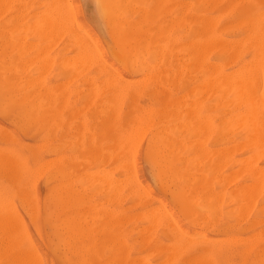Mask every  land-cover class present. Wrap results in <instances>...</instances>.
<instances>
[{
    "label": "rangeland",
    "instance_id": "1",
    "mask_svg": "<svg viewBox=\"0 0 264 264\" xmlns=\"http://www.w3.org/2000/svg\"><path fill=\"white\" fill-rule=\"evenodd\" d=\"M55 1H59V0H0V42H1L0 43V132H1L0 138L3 139V140H0L2 142V143H0V145H1L0 150H3L2 152H6L5 155H7V156H5L4 153H1V151H0V154H1L0 155V161H1L2 155H4L3 156L4 158H2L3 162L2 161L1 162L3 164H6V162H8L6 166L9 167V169H11V171L9 170L10 171V173H9L7 167L4 170H2V167H0V169H1L0 174L1 175L3 174L2 176L0 175V187H1L0 188V200H1L0 202H2V203H0V224H1V228H0V234H1L0 239L1 240H0V242L3 241L0 244V248H1L0 250H3V251H0L1 252L0 253V255H1L0 256V264L5 263V262H6L5 264L19 263V261H20L19 253L22 250H26L29 257H31L38 264H79V263L80 264H89V263H104V262H107L109 264H115L118 262L119 257L121 256L120 255L121 254V240L123 237L122 232H121L122 229H124V234H125L124 236L127 239L129 246L131 247L132 257L135 259H144L146 261H150L152 264H187V263L188 264H202V263H204V262H201L202 261L201 256H198L200 253L194 252V251L180 250L179 246L181 245V241L179 239V236L177 235V232H180V233L184 232L186 234L187 240H189V241H192L193 239H194V241L206 239L207 241H209L211 246L223 247V249H224L223 251L216 252L217 254L214 258L215 264H226V263H228V264H255V263L256 264H264V232H263L264 231V228H263L264 227V177H262L264 175V168H263L264 167V154H263L264 149H262V151L260 150V148H264V144H263L264 142H262L263 136L259 135V137H261L260 139H262L261 143H260L259 138L255 139L254 136H252L253 134H251V131H249V130H251V128H249V130L247 131V130H245L246 126L241 127V125H244L242 122L243 121L242 118L246 117V120L244 121L245 125L246 124L248 125V123L246 121H248L250 118H253L251 115L252 114L251 110L249 112V113H251L250 116L248 117V115H246L247 106L248 105L251 106L250 101L248 103V100H251L249 97H252L251 94L253 95L254 89H256L258 87L257 82H260V80H261V82L263 83V81H264L263 79H261L264 77V73H262L264 71L263 70L264 67L262 68L259 61H257L255 59V55H257L256 51H258V53H260L261 57H263L262 59H264V55H262V54H264V52L260 51V49H259L260 47L258 46V45H261V48H263V50H264V44H263L264 41H261L264 38V31H263L264 26H263V28L259 27L260 29L262 28L263 34H262V32H260V30L258 28V26H262L264 23V0H238V1L237 0H216V1L214 0L215 2L213 0H187V1L186 0H124V1L120 0V3L122 4V15H121V17L124 20L132 21L137 26L145 25L146 22H149V21L158 22V23L164 22V23H170V24H176V23L184 24L188 27V31L181 29L178 31L177 34H180L183 36L186 35L184 37V41H186L185 42L186 45L188 43L192 42L191 41V32H189L190 28L196 29L197 30L196 33L200 37L201 41L204 42V44L202 43L203 49H202V46L200 48L204 51H199L200 60L198 63L197 62L194 63L195 65L191 62L192 57L189 55L187 56V54H184L183 59L186 60V62H188V65H190L191 68L188 67L187 68L188 70H186L187 72L185 71L184 73H181L178 76V81L176 83H173L172 86L165 87V88L164 87L158 88L157 85L151 84L152 86H149L148 88L142 90V92L139 94H137V93L132 94V92H128V90L126 88H123V89L116 91L113 87H107L106 82L111 77L110 74H107V73L99 70L100 67H98L97 65H93L90 67V66H88V64L86 65L85 63H83V64H85V66H84L82 64L81 60H79L80 62L78 61V59H80L81 50L76 43H72L73 34L71 32V34H72L71 35L69 32V29H70V31H73L74 30L73 28H76L74 26L76 23H74L73 20H75V22H77L76 26L77 25L80 26L79 28L77 26L78 29H75V30H80L79 32L77 31V33H78L77 35H79V36L85 35L86 37H89L88 39L95 40V42L98 44V47L100 48V50L102 52L104 61H106L117 72V74L119 76H122L125 78V80H130V81H133V79L135 80V79L139 78L138 75H132L130 73L129 69L127 67H125V65L115 55V48L116 47H115L114 40H113L112 29L109 26L107 18L104 15V13L102 12L101 8H97V5L100 4L99 1L98 0H76L77 1L76 2L74 0H67L65 2L69 1L68 2L69 4L66 3V4H68V5H66L64 3L65 4L64 5L63 4L64 1L61 0L63 2L60 1V3H62V4H59V5L60 6L64 5V7H67L70 5L71 8L69 7L67 10L72 9V12H73L72 17H74L75 19H73L71 21L70 18H68V20L71 22V23L70 22L68 23L66 20L67 18H66L65 19L66 23L62 22L66 26L64 28H63L64 25H62L61 27L60 26L58 27V25L55 24L58 27V28H55V30L62 28L61 30H59V32L57 30L55 32L54 25H53L54 23H56V22H54V20L56 21V19H54L56 17L54 9H56V7H57V6L54 7L55 3H56ZM219 1H220V3H219ZM158 2H160V3H158ZM232 2H234V3H232ZM59 5H58V7L60 8ZM58 7H57V10H59ZM225 7H227V8H225ZM61 8H63V7H61ZM216 8H217V10H216ZM57 10H56V14H57V16H59L57 13ZM63 10L66 12V10L64 8H63ZM247 10H249V13ZM149 11H150V13H148ZM72 12H70V13H72ZM152 12H153V14H152ZM220 12H221V14H220ZM262 12H263V14H262ZM235 13L237 14L236 16H235ZM63 15H62V18H63ZM66 15H68V14H65L64 18L66 17ZM217 15H219V16L217 17ZM243 16H244V18H243ZM56 18H58L60 20L59 17H56ZM58 19H57V22H58ZM258 20H260V21H258ZM172 21H174V22H172ZM212 21H213L214 25L212 24ZM241 23H243L244 25ZM249 24L251 25V27ZM67 25H68V27H67ZM69 25H71V26H69ZM248 25L250 28L248 27ZM211 26H212V28H211ZM71 27H73V28H71ZM220 27H222V28H220ZM245 27H247V28H245ZM71 29H73V30H71ZM62 30L63 31L65 30V32H63ZM240 30L242 32H240ZM243 30H245V31H243ZM258 30H259V32H258ZM81 31H83V32H81ZM57 32L59 34L56 35ZM62 32L65 34H63ZM73 33H76V31H73ZM80 33H83V34L80 35ZM61 34H62V36H59ZM235 34H237V35L235 36ZM210 36H212L215 39V42L217 41V43H215L216 46L214 45V43L212 44L213 47H215L216 51L214 50L213 47H211L212 45L210 46V48H208L209 47L208 44H207L208 47L206 46L208 39L212 38ZM226 36H227V38H226ZM230 36H232V37H230ZM228 38H230V39H228ZM245 38H247V39L245 40ZM71 39H72V41H71ZM68 40H70L71 42ZM218 40H219V47H217L218 46ZM66 41H68V42H66ZM250 42H254V43H251V45H250ZM220 43H222V44H220ZM257 43H259V44H257ZM204 45H205V47H204ZM246 46L249 48V50ZM232 47H234V48H232ZM256 47H259V48L256 49ZM78 48H79V50H78ZM207 48L209 50V53H208ZM178 49H180V46L177 48V50ZM234 49H235V51H234ZM202 52H204V53H202ZM230 52H232V53L229 54ZM248 52L250 53V55L248 54ZM75 54H77V55H75ZM202 54H203V57H202ZM211 55H212V57H211ZM246 55L249 57L247 58ZM66 56H67V58H66ZM69 56H70V58H71V56H72V58L74 56H76L75 60L73 61L74 58L69 59ZM217 56L218 57L220 56L222 58H220V57L218 58ZM224 56H226V57H224ZM180 57L182 58V55ZM214 57H216V59ZM76 58H77V60H76ZM231 58H232V60H231ZM256 58H257V56H256ZM81 59H83V58L81 57ZM84 60H83V62L87 63V61L86 60L84 61ZM192 60L194 61V59H192ZM216 60H218V62ZM239 60H241V62ZM55 61L57 62V64ZM67 62H69V63H67ZM71 62L75 63L76 66H74L75 64H71ZM210 62L212 63V65ZM245 62L247 64H249L248 62L252 63V66L250 65L251 69H248L246 67L248 65L245 66ZM261 62H263V61H261ZM61 63H63V64L61 65ZM221 63H223V64H221ZM176 64H177V62H176ZM207 64H208V66L211 65L210 67H212V70L216 67L214 70H216L218 73L214 70L213 71L215 73H213V71L211 70L210 67L207 68ZM213 65H215V66H213ZM254 65H256V66H254ZM229 66H231L232 69L228 68ZM85 67H86V69H84ZM197 67H199V68H197ZM234 67L236 68L235 69L236 71L234 70ZM239 67H240V70L238 69ZM176 69H178L177 66H176ZM66 70H69V71L67 72ZM248 70L249 71L254 70L255 75L253 74V72H250L248 74ZM188 71H190L189 74H188ZM209 71H210V74L207 73ZM244 71H245V74L249 75V76H246L244 74ZM65 72H67V74ZM211 72H212V74H211ZM231 72H234V73H231ZM237 72H238V74H237ZM219 73H221L223 76H225V74H226L227 75L226 79L232 78V80H234V82L232 81L233 82L232 86H229V84H227V83H224L225 86H222L223 84L220 86V83L218 82L217 83L218 85L216 86V88H218V89L215 91L212 90L214 93L212 91L210 92L207 89L209 87H211L212 84H210L206 80H207V78L209 79L211 76L212 77L214 76L217 79V77H220ZM240 73L242 76L244 75L243 79H245V76H246V78L247 77L249 78L250 74L252 75V77H251L252 79L249 78L247 80V82H249L252 85V87H251V85H249L248 88H250L249 89L250 93H247L246 90L243 88L244 86L243 87L241 86L242 88H240V90L242 89L241 91L244 92V94H242V95H245L244 96L245 98L242 95L238 96L239 98L242 96V98H240L241 102L239 103L238 101H240V100H238L239 99L238 97H237L238 99H236L235 95H239L240 93L238 94V92L240 90H238V91H237V89L234 90L233 84L235 83V80H236L234 76H236V78H239V79H240V77H242L241 75H239ZM181 76H183V78H180ZM206 76H207V78H206ZM230 76H233V77H230ZM196 77H197V79H196ZM198 79L199 80L202 79L203 81L202 80L199 81ZM96 81H97V83H96ZM201 81H202V83H201ZM206 82L209 86H206ZM94 83H96V85ZM185 83L187 86L185 85ZM199 83L202 84V87L198 86ZM57 84L61 85V86H57ZM55 85H56V87H55ZM99 85H101V86H99ZM230 85H231V82H230ZM102 87H103V89H102ZM203 87H204L203 92H204L205 88L208 87L205 90V94H207L206 96L204 95V93H203V95L201 94V92H202L201 90ZM213 87L215 88V85ZM213 87H211V88L213 89ZM191 88L193 90L190 92L189 90H191ZM199 88H201V90ZM260 88H261V90H260ZM223 89L225 92L223 91ZM225 89L228 91L226 92ZM220 90H222L226 94V95H224V93H222V95H224V97L222 96V98L224 100H222V98H221V94H220L221 91ZM230 90H231V92H230ZM198 91H201V92H198ZM208 91H209V93H208ZM232 91L237 92V94L234 95L235 97L231 96L234 94V92L232 93ZM258 91H261V92L258 93V95H256V93ZM153 92H155V94ZM186 92H189V93H186ZM255 92H256L255 93L256 96H254V97H258L261 94H264V88H262V85H261V87L259 86L257 88V91H255ZM114 93H116V95ZM210 93H213V94H210ZM209 94H210V97H209ZM218 94H219V96H217ZM106 95H107V97H106ZM132 95L135 97H132ZM200 95H202V97ZM108 96H109V98H108ZM117 96H118V98H117ZM153 96H156L157 98L156 97L153 98ZM110 97H112V98L110 99ZM216 97L218 99L221 98L220 101ZM171 98H175V100L173 101V99H171ZM201 98H203V99H201ZM233 98H235V100ZM260 98H261L260 101H262V99H263V102H264V95H261ZM227 99L229 101H227ZM161 100H163V101H161ZM195 100H196V102H200L199 100H201V101L203 100V102L197 104L195 102ZM172 101H173V104H172ZM223 101L225 102L224 105H223ZM231 101H233V102H231ZM235 101L239 104H237ZM252 101L255 102L254 99ZM260 101H259V103L262 104V106H261L262 108H259V109H261V111H259L257 108L256 114L264 111V109H263L264 103L260 102ZM118 102H119V105H118ZM158 102H160V103H158ZM168 102H169V105H168ZM219 102L221 105L219 104V108H218ZM179 103H180V105H179ZM233 103L234 104L236 103V104L234 105ZM245 103H247L248 105L247 104L245 105ZM94 104H95V106H94ZM200 104H202V105H200ZM203 104L205 106H203ZM206 104H207L209 109H207ZM209 104L213 105L211 109H210L211 106ZM174 105L176 108L174 107ZM216 105H217V107H216ZM162 106H163V108H162ZM231 106L234 110L232 108H230ZM233 106H236V107H233ZM7 107H9V108L7 109ZM253 107H252V109H253ZM18 108H20V109L17 110ZM193 108L195 109V111L197 113L196 112L193 113V110H192ZM198 108H200V111L198 110ZM89 109H91V110H89ZM223 109L225 111H223ZM239 109L241 111H237ZM234 111L235 112L237 111V113L240 112V113H238L239 115H237L239 117L236 116ZM252 111L254 112V110H252ZM233 113L235 115L234 117H232ZM83 114H84V116H83ZM202 114L204 117L202 116ZM171 115H174V117H172ZM97 116H99L98 118H103V119H98ZM141 116L143 117V119ZM230 116L235 122H237L236 119L238 120V118H239V120H238L239 124L235 125L233 127L232 124L234 122L231 121L232 119L230 118ZM254 116H256V115H254ZM258 116L260 117L262 115L258 114ZM77 117H79V118H77ZM81 117H82V121H81ZM201 117H203V118H201ZM235 117H236V119H235ZM254 118L256 119L257 117H254ZM65 119H67V120H65ZM204 119H206V120H204ZM222 119H223V121H222ZM100 120H101L102 124H100V122H99ZM107 120H108V122H107ZM227 120H230L229 124H228ZM73 121H76V122L79 121L78 126H76L77 123L76 122L73 123ZM103 121H104V123H103ZM137 121H138V123L135 124V122H137ZM199 121L201 122L200 124H199ZM56 122H58L59 124L57 125ZM62 122L64 125L62 124ZM92 122H94V123H92ZM150 122L153 125H151ZM219 122L221 125L218 124ZM90 123H92V124H90ZM148 123H149V126H148ZM251 123H249V124H251ZM194 124H195V126L193 127ZM61 125H63V126H61ZM52 126H54V128ZM74 126L77 128H75ZM96 126H98V127H96ZM104 126H105V129H104ZM134 126L136 127V129L138 131H140V130L142 131L143 128L145 130L146 126H147L146 128H148L146 131H143V133L144 132L145 133L142 136V138L137 139V142H138V140L140 142H138V143L134 142V143H136V145H135L136 148L133 145L135 149L132 148L131 142H133L137 138V136L134 134L136 137L131 142H130L131 138L130 137L128 138V136H130L131 134L133 135V132L136 130L135 129L134 131H131L132 129L135 128ZM200 126L201 127L203 126V127L200 128ZM254 126L256 127L255 124H254ZM64 127H65V129H64ZM238 127H239V129H238ZM60 128H61V130H60ZM263 128H264V126H263ZM75 129H78V130H75ZM103 129H104V131L102 132ZM192 129H193V131H191ZM234 129H236V130H234ZM243 129H244V131H242ZM253 129H252V132L255 131V129L254 130ZM72 130L75 131L74 135H73V133L71 134ZM85 130H87L88 135H87V133L83 134V131L86 132ZM93 130L94 131L98 130V131H96V134H95V132ZM240 130H241V132H240ZM260 130H262V129H260ZM92 131L94 132L93 136L90 135L92 133ZM138 131H137V134L141 133V131L140 132H138ZM226 131H227V134H226ZM129 132H130V134H129ZM247 132H249L248 133L249 135L246 134ZM75 133L80 134V136L78 135L80 140L78 139V136L75 135ZM154 133H175L176 141H175L174 147H175L176 152H179L178 158L176 159L177 165L179 167L184 168L186 166V164H188L189 167H191L190 173H192L193 175L195 174L194 175L195 178L198 177L197 178L198 183L195 184V188H197V189H195L194 193H193V195L195 197H192V200L193 201L195 200L196 202L194 201L192 204H189V205L178 203L175 200V198L173 197L172 193L168 190H165L162 187V184L160 183V181L157 180L158 179L157 175H156L157 170L154 167V165L152 164L150 157H149V154H147L151 145H152V137H153ZM192 133L194 136L191 135ZM261 133H263V131H261ZM216 134L218 135L217 138H219V139L216 138V136H217ZM235 134H236V136H235ZM51 135H52V137H51ZM58 135H59V137H58ZM104 135H106V136H104ZM87 136H90V137H88V139H87ZM107 136H109V137H107ZM126 136H127V138H126ZM198 136H199V138H198ZM37 137H38V139H37ZM75 137L78 140H76ZM99 137H102V138H99ZM200 137H203V138L200 139ZM247 137H248L249 142L247 141V143H245L244 141H246ZM221 138H223V139H221ZM35 139H37V140H35ZM203 139H205V140L203 141ZM225 139L227 141H225ZM66 140H69L68 141L69 144L67 142H64ZM74 140H76V142L73 143ZM86 140L90 141V142H87ZM53 141H55L56 144L58 143L59 145L57 144V146H56L55 142H53ZM84 141H86V142L84 143ZM95 141H96V143H95ZM217 141H219V142H217ZM222 141L223 142L225 141L226 144H225V142L223 143ZM251 141L252 142L259 141V143L256 142L257 143V145H256L255 143H251ZM3 142H5V144H8V145L6 146ZM37 142H39V144H37ZM113 142H114V144H113ZM176 142H178V143H176ZM25 143H26V145H23ZM49 143H51L52 146ZM72 143L73 144L79 143L81 146H78L79 144H77L79 149L76 147V145L74 148ZM82 143L88 144V146L87 145L83 146L84 144H82ZM107 143L111 144V145H107ZM244 143H245V146H244ZM9 144L11 146H9ZM176 144L178 147L176 146ZM231 144H232V146H231ZM65 145H66V147H65ZM105 145H107L108 147ZM234 145L237 146V148L234 147ZM8 147H10V148H8ZM49 147H51V149ZM63 147H65V148H63ZM88 147H89V149H88ZM93 147L95 148V150L97 148V150L93 151L94 150ZM227 147H229L228 150L230 149V147H232L231 149L233 151H235V153L233 151H232L233 152L232 153L231 150H230V152H228L225 149ZM72 148L73 149L77 148V149L75 152H73L74 150ZM83 148L84 149L87 148L88 152L86 151L87 152L86 154H85V151H83L84 153L81 151V150H84ZM131 148L134 149L135 153H134V151H132ZM219 148H222L221 151ZM223 149H225V150H223ZM253 149L256 150L257 155L255 154V156L259 157L258 159L255 158L254 160H251L252 157H255V156H252L254 154ZM53 150H55V151L53 152ZM89 150L90 151L92 150L93 153L94 152H96V153L93 154ZM48 151H50V152H48ZM243 151H245V152H243ZM212 152H214V153H212ZM249 152H251V153H249ZM70 153H71V155L73 154V159H71L72 157H71ZM111 153H112V155H111ZM61 154H62V156H61ZM76 154H78V155H76ZM219 154L220 155L223 154L222 157ZM46 155H47L48 160H49L50 156L53 157L54 155H55L54 157L56 159H51V157H50V163L47 162L49 164V165H47L45 163V161L43 163L44 159H46V161H48L47 158H45ZM57 155H59L60 157H58ZM69 155H70V157H69ZM85 155L87 157L88 156L89 157L87 158ZM241 155H242L243 159H242ZM248 155L251 157L249 158ZM11 156H13V158L15 156V158L13 159ZM94 156H97V157H94ZM230 156L232 159L230 158ZM238 156H240L241 158ZM5 157H6V159L9 157L10 158L6 160ZM102 157H103V159H102ZM247 157H248V160H245ZM11 158L14 162L16 159L15 164L11 160ZM38 158L40 160H38ZM69 158L71 159V161ZM213 158H216V159H213ZM61 159L62 160L64 159L63 161L66 162V163H64L62 161L64 164H66L65 166L63 163L60 162ZM65 159H67V160H65ZM9 160H10V162H9ZM18 160H20L22 163L19 164L20 162ZM17 161H18V164H17ZM35 161H36V163H35ZM40 161H42L44 167H42V163ZM55 161H58V162L53 163ZM67 161H69V162H67ZM99 161H101V162H99ZM118 161H119V163H122V164L120 165L118 163ZM240 161H242V162H240ZM11 162H13L12 164L16 166V169L13 165H9V164H11ZM59 163H61L62 165ZM77 163H78V165H77ZM123 163H126V164L123 165ZM213 163H215V164H213ZM251 163H253V166L251 165ZM25 164L28 165L27 166L28 168L26 167ZM45 164L47 165L46 169H45V167H46ZM84 164H85V166H83ZM116 164H119V165H116ZM230 164H232V165H230ZM240 164H242V166L244 168L241 166L242 167V169H241ZM112 165H115L117 167L116 168V169H118L117 172L115 170V166L112 167ZM2 166H4V165H2ZM66 166H68V167H66ZM251 166H252V168L255 167V169L260 168V170H256V171L260 172V174H258V175H259V177L263 178V180L261 179L262 180L261 184L263 186L261 192H258V191L256 192L254 190L256 184L255 185H253V184L257 183V182H255V180H254L255 178L252 179V177H253L252 173L248 172V170H247V168H250ZM41 167L43 169L40 171L39 168L41 169ZM54 167L57 169H55ZM239 167L241 170L238 169ZM34 168H35V170H34ZM61 168H63L64 171H61V170H63ZM109 168H111L112 170L109 171ZM6 169H7V171H5ZM215 169H216V171H215ZM38 170L41 173L43 171V173L42 174L39 173L40 174L39 175ZM53 170H55V175L57 174L59 176L60 174H62L63 176L62 177H61V175L59 177L57 175L55 176L54 173H52ZM57 170L60 172H57ZM99 170H100V173H99ZM106 170L109 173L106 172ZM233 170H234V172H233ZM243 170H246V172L249 175L247 173H245V171H243ZM84 171H85V173H84ZM92 171L96 172L97 178H94V175H93L94 173ZM231 171L233 172V174L231 173ZM32 172H34V173H32ZM81 172H82V174H84L83 176H81L82 175ZM86 172H88L87 173L88 175L90 172V176L91 177L93 176V178L87 176ZM4 173H7V174L5 175ZM91 173H93V174H91ZM103 173H106V174H103ZM220 173L221 174L223 173L222 174L223 176ZM229 173H231V174H229ZM32 174H34V176ZM50 174H53V177ZM85 174H86V177H85ZM126 174H129V176H127ZM218 174H219V176H218ZM101 175L103 177L105 176L104 179L106 181H107V179H106L107 176H109L108 180L111 179L110 180L111 183H110V181L107 182L109 184L108 186L106 184V181L105 182L101 181L102 180ZM115 175H118L119 177L122 176V177L119 180V179H117L118 176H115ZM230 175H232V176L229 177ZM245 175H248V176H245ZM250 175H251V177H250ZM4 176H5V178H4ZM6 176H7V178H6ZM43 176H45L46 178ZM72 176L74 179L71 180ZM1 177H3V178L1 179ZM69 177H70V179H68ZM88 177H89L90 181L92 180V182H90L88 180ZM247 177H248V179H247ZM29 179H31V180L29 181ZM115 179L118 181V182L116 181V186H118V188L123 187L122 190H121V188H119L120 189L119 190L117 187H113V186H115V183H114ZM121 179H122V181H121ZM9 180H10V182H9ZM34 180H35V182H34ZM46 180L48 182H46ZM61 180L63 182H65V181L68 182L71 180V182L63 183ZM133 180L134 181L138 180L139 182H141L145 186L144 190L146 193L148 192L147 194L149 196L146 197L143 195L144 197H142L139 195H134V191H137V189L134 188L130 183ZM252 180H254V181H252ZM26 181H28V182H26ZM31 181H33V182H31ZM59 181H61V183ZM20 182H22V183H20ZM100 182H103V184ZM123 182H124L125 186H124ZM127 182H129L130 184L129 183L126 184ZM193 182H194V179L191 180V183H193ZM56 183H58V185H56ZM120 183L123 186H121ZM182 183H184V182H182ZM244 183H247V185L248 184L252 185V186H254V188L250 189L249 186H247ZM251 183H253V184H251ZM46 184H47V186L45 187ZM59 184H60V186H59ZM75 184H76V186H73ZM61 185H62V188H61ZM103 185H105V186H103ZM232 185H235V186L231 187ZM241 185H243V186H241ZM19 187H21V188L23 187L24 189L23 188L19 189ZM105 187H106V189H105ZM229 187H231V188H229ZM80 188H81V190H80ZM240 188H242L244 190H242ZM25 189H26V191H25ZM47 189H49V190H47ZM57 189H59V190H57ZM61 189H62V191H61ZM114 189H115V193H114ZM50 190H51V192H50ZM144 190H143V193H144ZM241 190L244 191V193H245V196H243V197H242V194L244 195V193H242ZM250 190H252V192ZM54 191L56 192V194ZM68 191H69V193H68ZM53 192H54V194H53ZM123 192H125V193H123ZM63 193L65 195L62 196L61 194H63ZM116 193H118V197H116L117 196ZM253 193L255 195L252 198ZM59 194H60V196H58ZM68 194L71 195V197L70 196L67 197ZM77 194L80 196L75 197V196H77ZM167 194H168V196H165ZM51 195H54V196H51ZM205 195H206V197H205ZM218 195H219V197H218ZM24 196H26V197H24ZM83 196H85V197H83ZM250 196H251V198H250ZM59 197H62V198L64 197L66 199H61ZM69 197L71 200L68 199ZM78 198L79 199L81 198L82 200H79ZM104 198L106 201H104ZM243 198H245L246 200ZM47 199H48V201H47ZM118 199H119V202H118ZM21 200H23V201H21ZM58 200H59V202H58ZM68 200L70 201V203ZM72 200H73V202H72ZM77 200H78V203H76ZM91 200H93V201H91ZM110 200L113 202L111 203ZM250 200H251V202H250ZM19 201H21V202H19ZM60 201H62V202H60ZM67 201L69 203V204L67 203L68 207H67V205L65 206V203ZM247 201L250 202V205L248 204L246 206L247 203H245V205L243 204L244 206L242 208H240L242 203L247 202ZM8 202L12 203L13 206L11 204L8 205ZM55 202L57 204H55ZM82 202H84V203H82ZM252 202L254 203V205ZM59 203H61V204H59ZM62 203H64V204H62ZM257 203L259 204L258 208H257V205H258ZM92 204H93V206H92ZM161 204L164 205L167 208L166 210L169 212V214H171V216H173L172 217V219L174 220L173 222H175V224L177 223L176 225L178 226V228H176L177 227L176 225H171V226L160 225V226L152 227L151 222H149L147 219H145V212L146 213L149 212L150 209H151V211L154 209L163 210V206L161 207ZM5 205H7L8 207H6ZM45 205H47V206H45ZM48 205H50V206L48 207ZM89 206H90V208H88ZM152 206L154 209L152 208ZM209 206H212V207L209 208ZM83 207L86 210L88 209L89 212L88 211L85 212L86 210H84ZM91 207H92V209H91ZM149 207H151V208L149 209ZM245 207H246V209H245ZM247 207H248V209L249 208L250 209L248 210ZM63 208H64V210H61V212L60 211L58 212V209L60 210ZM146 208L149 211L146 210ZM81 209L83 210V212L81 211ZM242 209L244 211V212H242V213H244V215H242V213H241ZM47 210H49V211H47ZM91 210H92V212H91ZM55 211L57 213H59V217L57 220H56V218H57L58 214ZM65 211H68V212L70 211L69 216H66L68 213L66 212L67 213L66 214ZM97 211H99V212H97ZM95 212H97L98 214H96ZM245 212H246V214H245ZM51 213H52V217H54L56 215L57 216L52 218L50 216ZM53 213H55V214H53ZM76 213H77V216H76ZM71 214H74L73 216H75V217H73ZM61 216H63L64 218ZM89 216L91 217V219H87ZM60 217H61V221H59ZM66 217H67V219L64 220ZM70 217L74 221H72ZM83 218H85V219H83ZM119 218H120V220H118ZM6 219H7V221H6ZM52 219L54 221L53 224H51ZM77 219H79V220H77ZM106 219H107V221H106ZM112 219L115 222H111V221H113ZM238 219L240 221H238ZM95 220H96V222H95ZM55 221L56 222L58 221V222L56 223ZM67 221H69L70 223H73V224H70ZM76 221H77V223H76ZM79 221H82L81 223L83 225ZM62 222H63V224H62ZM85 222H86V224H85ZM4 223L9 224V225H5ZM55 223L57 224V227L55 226L56 225ZM67 223H68V225H67ZM193 223H196V224H193ZM59 224H61V225H59ZM74 224H75L76 228H74ZM241 224L242 225L244 224V225L241 226ZM52 225H54V227H56V228H54ZM80 225H82V226H80ZM44 226H45V228H44ZM142 226H143V228H142ZM145 226H146V228H145ZM174 226H176V227H174ZM239 226H241V227H239ZM148 227H149V230L147 229ZM70 228L73 230H71ZM139 228L140 229L142 228L141 231L139 230ZM75 229H76V231H74ZM215 229H216V232H214ZM61 230H63L64 233H63V231L60 232ZM178 230H181V231H178ZM223 232H225V233H223ZM247 232H249V233H247ZM20 233H22V234H20ZM52 233H53V235H52ZM56 233H58V234H56ZM68 233H70V234L68 235ZM221 233H223L224 235ZM2 234H4V235H2ZM228 234H229V236H228ZM235 234L237 237L235 236ZM251 234H252V236H251ZM8 235H10V236H8ZM75 235H77V236H75ZM78 235H80V236L78 237ZM187 235L192 236V237H189V236L187 237ZM198 235H199V237H198ZM203 235L205 236V238L203 237ZM219 235H222V236L220 237ZM64 236H66V237H64ZM200 236H202V238H200ZM218 236H219V238H218ZM247 236H248V238H247ZM213 237H215L217 240L213 239ZM230 237H231V239H230ZM52 238H53L54 242H52V240H51ZM188 238H190V239H188ZM220 238L222 240H220ZM223 238H226V239H223ZM64 239H65V241H64ZM95 240L97 241V243ZM98 240H99V242H98ZM30 242H32V243H30ZM98 243H99V245H98ZM5 245H6V247H4ZM96 245H98V246L96 247ZM185 257H187V258H185ZM74 261H75V263H74ZM100 261H102V262H100Z\"/></svg>",
    "mask_w": 264,
    "mask_h": 264
},
{
    "label": "bare ground",
    "instance_id": "2",
    "mask_svg": "<svg viewBox=\"0 0 264 264\" xmlns=\"http://www.w3.org/2000/svg\"><path fill=\"white\" fill-rule=\"evenodd\" d=\"M60 1L61 0H59V1H55L56 3H55V6L54 7H58V5L59 4H62V3H60ZM64 1V2H63ZM63 1H61V2H63V4L65 3H68V2H65V1H67V0H63ZM74 1H76V0H74ZM99 1V3H100V5H103V8H101V10H102V12L104 13V15L106 16V18H107V21H108V24H109V26L111 27V29H112V35H113V40H114V44H115V55L117 56V58L125 65V67H127L128 69H129V71H130V73L132 74V75H138L139 76V78L138 79H133V81H130V80H125V78L124 77H122V76H119L118 74H117V72L106 62V61H104V59H103V55H102V52H101V50H100V48L98 47V44L95 42V40H93V39H88L89 37H86L85 35H81V34H83V33H80V35L81 36H79V35H77L78 33H77V31L79 32L80 30H75V29H78L80 26L79 25H77L78 26V28H77V26H76V24H77V22H75V20H73V19H75L74 17H72L73 15V12H72V9H70V10H67L69 7H70V5L69 6H67V7H64V5L62 6H60V8H59V10H57V7H56V9H54L55 10V16L56 17H59L60 18V20L58 19V18H54V19H56V21L54 20V22H56V23H54L53 25H54V30H55V28H58L59 26L61 27L62 25H64L63 26V28L64 27H66L65 26V24H63L64 22L66 23V21H65V19L67 20V22L69 23L70 21L68 20V18H70V20L72 21H74V23H76L74 26L76 27V28H73V27H71V28H73V29H71V30H73V31H76V33H73V31H70V29H69V32H70V34H71V32H72V34H73V41H72V39H71V41H72V43H76L77 45H78V47L80 48V50H81V52H80V59H78V61L79 60H81L82 61V64L83 63H85L86 65L88 64V66H93V65H97L98 67H100V69L99 70H101V71H103V72H105V73H107V74H110L111 75V77L107 80V82H106V86L107 87H113L116 91L117 90H120V89H123V88H126L127 90H128V92H132V94L134 93H137V94H139V93H141L142 92V90H144V89H146V88H148L149 86H152L153 84H155V85H157L158 86V88L159 87H170V86H172L173 85V83H176L177 81H178V76L181 74V73H184L186 70H188L187 68L188 67H190V65H188V62H186V60H184L183 58H184V54H187V56L189 55V56H191L192 57V59H194V61L191 59V62L194 64V63H198L199 62V60H200V54H199V51H204V50H202L203 49V44H204V42H202L201 41V39H200V37L198 36V34L196 33L197 32V30L196 29H194V28H190L189 29V32H191V43H188L187 45L185 44V42L186 41H184V37L186 36H183V35H180V34H177L178 33V31L179 30H181V29H184L185 31L187 30L188 31V27L186 26V25H184V24H180V23H176V24H170V23H158V22H152V21H149L148 19V21L149 22H146V24L145 25H142V26H137V25H135L132 21H129V20H124L122 17H121V15H122V4L120 3V0H98ZM124 1V0H123ZM187 1V0H186ZM214 1V0H213ZM216 1V0H215ZM214 1V2H215ZM238 1V0H237ZM77 2V1H76ZM142 3V2H141ZM158 3H160V2H158ZM198 3V2H197ZM219 3H220V1H219ZM225 3V2H224ZM232 3H234V2H232ZM69 4V3H68ZM68 4H66V5H68ZM181 5V4H180ZM72 6V5H71ZM156 6V5H155ZM172 6V5H171ZM198 6V5H197ZM245 6V5H244ZM258 6V5H257ZM61 7H63L65 10H66V12L63 10V8H61ZM158 7V6H157ZM211 7V6H210ZM241 7V6H240ZM71 8V7H70ZM152 8V7H151ZM220 8V7H219ZM225 8H227V7H225ZM260 8V7H259ZM153 9V8H152ZM155 9V8H154ZM169 9V8H168ZM237 9V8H236ZM239 9V8H238ZM56 10H57V13H58V15L59 16H57V14H56ZM131 10V9H130ZM140 10V9H139ZM216 10H217V8H216ZM234 10V9H233ZM68 11V12H67ZM72 12V13H70V12ZM134 11V10H133ZM145 11V10H144ZM248 11V13H249V10H247ZM246 11V12H247ZM154 12V11H153ZM153 12H152V14H153ZM237 12V11H236ZM240 12V11H239ZM70 13V14H69ZM142 13V12H141ZM148 13H150V11L148 12ZM167 13V12H166ZM228 13V12H227ZM259 13V12H258ZM261 13V12H260ZM65 14H68V15H66V17L64 18V15ZM219 14V13H218ZM220 14H221V12H220ZM262 14H263V12H262ZM62 15H63V18H62ZM168 15V14H167ZM213 15V14H212ZM234 15V14H233ZM232 15V16H233ZM237 14L235 13V16H236ZM256 15V14H255ZM70 16V17H69ZM183 16V15H182ZM219 15H217V17H218ZM231 16V15H230ZM239 16V15H238ZM241 16V15H240ZM263 16V15H262ZM126 17V16H125ZM141 17V16H140ZM154 17V16H153ZM170 17V16H169ZM168 17V18H169ZM226 17V16H225ZM242 17V16H241ZM260 17V16H259ZM62 18V19H61ZM220 18V17H219ZM243 18H244V16H243ZM255 18V17H254ZM57 19H58V22H57ZM64 19V20H63ZM261 19V18H260ZM177 20V19H176ZM224 20V19H223ZM60 21V22H59ZM166 21V20H165ZM178 21V20H177ZM258 21H260V20H258ZM63 22V23H62ZM172 22H174V21H172ZM209 22V21H208ZM58 23V24H57ZM71 23V22H70ZM210 23V22H209ZM240 23V22H239ZM259 23V22H258ZM261 23V22H260ZM58 25V27L56 26V25ZM212 24H213V21H212ZM236 24V23H235ZM241 24H243V23H241ZM262 24V23H261ZM204 25V24H203ZM209 25V24H208ZM214 25V24H213ZM231 25V24H230ZM244 25V24H243ZM250 25V24H249ZM249 25H248V27H249ZM259 25V24H258ZM69 26H71V25H69ZM239 26V25H238ZM263 26H264V23H263V25L262 26H258V28L259 27H262L263 28ZM67 27H68V25H67ZM250 27H251V25H250ZM249 27V28H250ZM187 28V29H186ZM211 28H212V26H211ZM220 28H222V27H220ZM245 28H247V27H245ZM257 28V27H256ZM262 28L260 29L259 28V30H260V32H262ZM62 29V28H61ZM61 29H56L58 32H59V30H61ZM67 29V28H66ZM239 29V28H238ZM264 29V28H263ZM56 30H55V32H56ZM259 30H258V32H259ZM63 31V30H62ZM67 31V30H66ZM202 31V30H201ZM216 31V30H215ZM214 31V32H215ZM243 31H245V30H243ZM247 31V30H246ZM249 31V30H248ZM264 31V30H263ZM56 33V35L57 34H59V33ZM63 32H65V30L63 31ZM62 32V33H63ZM81 32H83V31H81ZM102 32V31H101ZM234 32V31H233ZM239 32V31H238ZM240 32H242L241 30H240ZM239 32V33H240ZM63 34H65V33H63ZM71 34V35H72ZM85 34V33H84ZM227 34V33H226ZM243 34V33H242ZM262 34H263V32H262ZM261 34V35H262ZM237 34H235V36H236ZM241 35V34H240ZM244 35V34H243ZM242 35V36H243ZM251 35V34H250ZM255 35V34H254ZM59 36H62V34L61 35H59ZM204 36V35H203ZM225 36V35H224ZM228 36V35H227ZM227 36H226V38H227ZM252 36V35H251ZM70 37V36H69ZM72 37V36H71ZM210 37H212V36H210ZM209 37V38H210ZM230 37H232V36H230ZM257 37V36H256ZM259 37V36H258ZM251 38V37H250ZM70 39V38H69ZM228 39H230V38H228ZM247 38H245V40H246ZM56 40V39H55ZM58 40V39H57ZM250 40V39H249ZM68 41H70V40H68ZM68 41H66V42H68ZM70 41V42H71ZM229 41V40H228ZM241 41V40H240ZM253 41V40H252ZM261 41H264V38H263V40H261ZM244 42V41H243ZM242 42V43H243ZM1 43V42H0ZM203 43V44H202ZM214 43V45L216 46V44L215 43H217V41L215 42V39L212 37V38H210V39H208V42L206 43V46H207V44H208V48H210V46L212 45ZM238 43V42H237ZM251 43H254V42H250V45H251ZM70 44V43H69ZM220 44H222V43H220ZM235 44V43H234ZM233 44V45H234ZM240 44V43H239ZM256 44V43H255ZM254 44V45H255ZM257 44H259V43H257ZM263 44H264V42H263ZM7 45V44H6ZM73 45V44H72ZM238 45V44H237ZM253 45V44H252ZM180 46V49H178L177 50V48ZM201 46H202V49H200L201 48ZM259 47H256V49L257 48H259L260 49V51H263L264 52V50H263V48H261V45H258ZM204 47H205V45H204ZM211 47H213V45L211 46ZM217 47H219V40H218V46ZM240 47V46H239ZM247 47V46H246ZM79 48H78V50H79ZM208 48H207V50H208ZM214 48V50H215V47H213ZM212 48V49H213ZM225 48V47H224ZM223 48V49H224ZM232 48H234V47H232ZM248 48V47H247ZM231 49V48H230ZM245 49V48H244ZM4 50V49H3ZM7 50V49H6ZM248 50H249V48H248ZM64 51V50H63ZM187 51V52H186ZM216 51V50H215ZM218 51V50H217ZM234 51H235V49H234ZM240 52V51H239ZM257 52V55H255V59L257 60V61H259V63L261 64V67L263 68L264 67V59H262L263 57H261V55H260V53H258V51H256ZM6 53V52H5ZM201 53V52H200ZM202 53H204V52H202ZM208 53H209V50H208ZM226 53V52H225ZM232 52H230L229 54H231ZM235 53V52H234ZM8 54V53H7ZM248 54L250 55V53L248 52ZM75 55H77V54H75ZM182 55V58L180 57ZM207 55V54H206ZM210 55V54H209ZM219 55V54H218ZM253 55V54H252ZM259 55V56H258ZM262 55H264V54H262ZM222 56V55H221ZM227 56V55H226ZM226 56H224V57H226ZM232 56V55H231ZM256 56H257V58H256ZM75 57L76 56H74L73 58H72V56H71V58L73 59V61L75 60ZM81 57L83 58V59H81ZM202 57H203V54H202ZM205 57V56H204ZM211 57H212V55H211ZM210 57V58H211ZM218 57V56H217ZM220 57V56H219ZM218 57V58H219ZM246 57L248 58L249 56H247L246 55ZM260 57V58H259ZM14 58V57H13ZM66 58H67V56H66ZM70 58V56H69V59H71ZM179 58V59H178ZM207 58V57H206ZM215 59H216V57H214ZM213 58V59H214ZM220 58H222V57H220ZM228 58V57H227ZM234 58V57H233ZM246 58V59H247ZM86 60L87 61V63L86 62H83V60ZM14 60V59H13ZM51 60V59H50ZM57 60V59H56ZM68 60V59H67ZM76 60H77V58H76ZM84 60V61H85ZM118 60V61H119ZM231 60H232V58H231ZM71 61V60H70ZM69 61V62H70ZM119 61V62H120ZM217 62H218V60H216ZM215 61V62H216ZM230 61V60H229ZM240 62H241V60H239ZM261 61H263V62H261ZM56 62V61H55ZM69 62H67V63H69ZM76 62V61H75ZM80 62V61H79ZM176 62H177V64H176ZM243 62V61H242ZM211 63V62H210ZM228 63V62H227ZM249 64H247L246 62H245V66L246 65H248V66H246L248 69H251V66H252V63H250V62H248ZM56 64H57V62H56ZM59 64V63H58ZM63 63H61V65H62ZM71 64H75V63H72L71 62ZM78 64V63H77ZM80 64V63H79ZM85 64H83L84 66H85ZM221 64H223V63H221ZM263 64V65H262ZM81 65V64H80ZM195 65V64H194ZM211 65H212V63H211ZM210 65V66H211ZM251 65V66H250ZM47 66V65H46ZM45 66V67H46ZM56 66V65H55ZM74 66H76V64L74 65ZM82 66V65H81ZM83 66V67H84ZM176 66H177V68L178 69H176ZM210 66H208V64H207V68H209ZM213 66H215V65H213ZM233 66V65H232ZM238 66V65H237ZM243 66V65H242ZM250 66V67H249ZM254 66H256V65H254ZM49 67V66H48ZM47 67V68H48ZM78 67V66H77ZM221 67V66H220ZM3 68V67H2ZM191 68V67H190ZM197 68H199V67H197ZM205 68V67H204ZM203 68V69H204ZM211 68V70H212V67H210ZM216 68V67H215ZM214 68V69H215ZM228 68H230V69H232V67L231 66H229ZM242 68V67H241ZM84 69H86V67L84 68ZM83 69V70H84ZM213 69V70H214ZM227 69V68H226ZM229 69V70H230ZM236 68L234 67V70H235ZM239 70H240V67L238 68ZM212 70V71H213ZM264 70V69H263ZM67 72L69 71V70H66ZM214 71H216V70H214ZM213 71V73H215ZM236 71V70H235ZM67 72H65L66 74H67ZM187 72V71H186ZM217 72V71H216ZM241 72V71H240ZM250 72H253V74L255 73L254 72V70H251V71H249L248 70V74L250 73ZM73 73V72H72ZM190 73V71H188V74ZM207 73H209L210 74V71L209 72H207ZM218 73V72H217ZM216 73V74H217ZM231 73H234V72H231ZM230 73V74H231ZM262 73H264V71L262 72ZM211 74H212V72H211ZM220 74V77H217V79L213 76H209L210 78L208 79L207 78V76H206V78H207V82H209L210 84H214L215 85V88L211 85V87H213V89L211 88V87H207V88H205V90L207 89V90H209L210 92L212 91V90H217L218 88H216V86L218 85L217 83L219 82L220 83V86L222 85V86H225L224 85V83H227V84H229V86H232V83L234 82V80H232V78L231 79H226L227 77V75L225 74V76H223L221 73H219ZM237 74H238V72H237ZM244 74H245V71H244ZM191 75V74H190ZM218 75V74H217ZM233 75V74H232ZM236 75V74H235ZM239 75H241V73L239 74ZM246 75V74H245ZM255 75V74H254ZM253 75V76H254ZM71 76V75H70ZM86 76V75H85ZM102 76V75H101ZM188 76V75H187ZM197 76V75H196ZM234 76V75H233ZM233 76H230V77H233ZM242 76V75H241ZM246 76H249V75H246ZM246 76H245V79H243L244 78V75L242 76V77H240V79L239 78H236V76H234L235 77V85L233 84V86H234V90L235 89H237V91L238 90H240V88H242L243 86V88L246 90V92L247 93H250L249 92V89L250 88H248L249 87V85H251L249 82H247V80L249 79V78H251L252 77V75L250 74V77L248 78H246ZM103 77V76H102ZM198 77V76H197ZM197 77H196V79H197ZM200 77V76H199ZM262 77V76H261ZM260 77V78H261ZM180 78H183V76H181ZM189 78V77H188ZM204 78V77H203ZM128 79V78H127ZM195 79V80H196ZM205 79V78H204ZM252 79V78H251ZM261 79H263L264 80V77L263 78H261ZM86 80V79H85ZM190 80V79H189ZM199 80V79H198ZM200 80H202V79H200ZM199 80V81H200ZM256 80V79H255ZM82 81V80H81ZM203 81V80H202ZM202 81H201V83H202ZM233 81V82H232ZM257 81V80H256ZM259 81V80H258ZM186 82V81H185ZM207 82H206V86H209L208 84H207ZM230 82H231V85H230ZM96 83H97V81H96ZM96 83H94L95 85H96ZM192 83V82H191ZM196 83V82H195ZM204 83V82H203ZM247 83V84H246ZM258 83V87L260 86L261 87V85H262V88H264V81H263V83L261 82V80H260V82H257ZM62 84V83H61ZM99 84V83H98ZM152 84V85H151ZM200 84V83H199ZM198 84V86H201L202 87V84H200L199 85ZM243 84V85H242ZM246 84V85H245ZM185 85H186V83H185ZM205 85V84H204ZM203 85V86H204ZM57 86H61V85H58L57 84ZM93 86V85H92ZM99 86H101V85H99ZM187 86V85H186ZM242 86V87H241ZM247 86V87H246ZM256 86V87H257ZM12 87V86H11ZM55 87H56V85H55ZM80 87V86H79ZM96 87V86H95ZM251 87H252V85H251ZM257 87V88H258ZM100 88V87H99ZM106 88V87H105ZM104 88V89H105ZM194 88V87H193ZM198 88V87H197ZM225 88V87H224ZM231 88V87H230ZM257 88L256 89H254V94L252 95L251 94V96L252 97H249L251 100H248V103H249V101H250V104H251V106H249L247 103H245V105L247 104L248 106H247V108H246V115H248V117L250 116V114L252 115V117L253 118H250L248 121H246L247 123H248V125L246 124L245 125V123H244V121L246 120V117H244V118H242V122H243V124L244 125H241V127L242 126H246V128H245V130H249V128H251V130H249V131H251V134H253L252 136H254V138L255 139H260L261 137H259V135H261V136H263V141L262 142H264V128H263V126H264V111L263 112H260V113H258V114H260V115H262V116H258V114H256V112H257V108H258V110L259 111H261V109H259V108H262L261 106H262V104L261 103H259V101L261 100V98L263 97H261L260 98V96L261 95H264V94H259L260 96H258V97H254V96H256V95H258V93H260L261 91H258L257 93L255 92V91H257ZM101 89V88H100ZM102 89H103V87H102ZM111 89V88H110ZM174 89V88H173ZM188 89V88H187ZM196 89V88H195ZM200 90H201V88H199ZM198 89V90H199ZM203 89H204V87L202 88V92L201 91H198V92H201V94L203 95V93H204V95L206 96L207 94H205V90H204V92H203ZM125 90V89H124ZM193 89L191 88V90H189L190 92L192 91ZM197 90V89H196ZM195 90V91H196ZM226 90V89H225ZM242 90V89H241ZM239 91L238 92V94L239 95H235V94H237V92L235 91H232V93L234 92V94L233 95H231V96H234L236 99H238L239 97L238 96H240V95H242V94H244V92H242V91ZM260 90H261V88H260ZM58 91V90H57ZM104 91V90H103ZM151 91V90H150ZM209 91H208V93H209ZM221 91V98H222V96L224 97V95H226L224 92V89H223V91L222 90H220ZM228 90H226V92H227ZM56 92V91H55ZM101 92V91H100ZM197 92V93H198ZM213 92V91H212ZM230 92H231V90H230ZM65 93V92H64ZM126 93V92H125ZM154 94H155V92H153ZM186 93H189V92H186ZM207 93V92H206ZM214 93V92H213ZM213 93H210V94H213ZM222 93H224V95H222ZM255 93H256V95H255ZM263 93V92H262ZM103 94V93H102ZM101 94V95H102ZM115 95H116V93H114ZM210 94H209V97H210ZM110 95V94H109ZM129 95V94H128ZM131 95V94H130ZM202 95H200L201 97H202ZM58 96V95H57ZM148 96V95H147ZM159 96V95H158ZM217 96H219V94L217 95ZM243 97L245 96V95H242ZM242 96L240 97V98H242ZM76 97V96H75ZM93 97V96H92ZM98 97V96H97ZM106 97H107V95H106ZM132 97H135V96H133L132 95ZM154 97H156V96H153V98ZM198 97V96H197ZM215 97V96H214ZM238 97V98H237ZM103 98V97H102ZM101 98V99H102ZM108 98H109V96H108ZM112 97H110V99H111ZM116 98V97H115ZM117 98H118V96H117ZM157 98V97H156ZM208 98V97H207ZM213 98V97H212ZM217 98V97H216ZM220 98V99H221ZM229 98V97H228ZM235 98H233L234 100H235ZM240 98L238 99V100H240ZM245 98V97H244ZM107 99V98H106ZM105 99V100H106ZM159 99V98H158ZM171 99H173V101L175 100V98H171ZM186 99V98H185ZM199 99V98H198ZM201 99H203V98H201ZM218 99V98H217ZM220 99H218L219 101H220ZM254 99V101L255 102H253L252 100ZM257 99V100H256ZM109 100V99H108ZM117 100V99H116ZM157 100V99H156ZM216 100V99H215ZM222 100H224L223 98H222ZM237 100V101H238ZM259 100V101H258ZM12 101V100H11ZM97 101V100H96ZM112 101V100H111ZM148 101V100H147ZM152 101V100H151ZM161 101H163V100H161ZM173 101H172V104H173ZM198 101V100H197ZM200 102H196V100H195V102L198 104V103H201V102H203V100L201 101V100H199ZM227 101H229L228 99H227ZM14 102V101H13ZM82 102V101H81ZM117 102V101H116ZM121 102V101H120ZM128 102V101H127ZM184 102V101H183ZM217 102V101H216ZM231 102H233V101H231ZM236 102V101H235ZM239 103L241 102V100L240 101H238ZM257 102V103H256ZM260 102H263V99H262V101H260ZM5 103V102H4ZM88 103V102H87ZM96 103V102H95ZM130 103V102H129ZM139 103V102H138ZM158 103H160V102H158ZM166 103V102H165ZM195 103V104H196ZM237 103V102H236ZM235 103V104H236ZM239 103H237V104H239ZM264 103V102H263ZM7 104V103H6ZM109 104V103H108ZM114 104V103H113ZM127 104V103H126ZM164 104V103H163ZM175 104V103H174ZM183 104V103H182ZM188 104V103H187ZM214 104V103H213ZM219 104H220V102L218 103V108H219ZM225 104V102L223 101V105ZM234 104V103H233ZM234 104V105H235ZM255 104V105H254ZM26 105V104H25ZM118 105H119V102H118ZM128 105V104H127ZM168 105H169V102H168ZM179 105H180V103H179ZM200 105H202V104H200ZM210 106V109L212 108V106L213 105H211V104H209ZM221 105V104H220ZM230 105V104H229ZM254 107H253V106ZM260 105V106H259ZM264 105V104H263ZM4 106V105H3ZM8 106V105H7ZM59 106V105H58ZM78 106V105H77ZM94 106H95V104H94ZM187 106V105H186ZM185 106V107H186ZM190 106V105H189ZM188 106V107H189ZM203 106H205L204 104H203ZM206 106H207V104H206ZM258 106V107H257ZM5 107V106H4ZM22 107V106H21ZM86 107V106H85ZM93 107V106H92ZM102 107V106H101ZM161 107V106H160ZM159 107V108H160ZM174 107H175V105H174ZM199 107V106H198ZM216 107H217V105H216ZM233 107H236V106H233ZM238 107V106H237ZM252 107H253V109H252ZM6 108V107H5ZM4 108V109H5ZM9 107H7V109H8ZM84 108V107H83ZM145 108V107H144ZM162 108H163V106H162ZM176 108V107H175ZM183 108V107H182ZM230 108H232V106L230 107ZM243 108V107H242ZM250 108V109H249ZM255 108V109H254ZM20 108H18L17 110H19ZM66 109V108H65ZM71 109V108H70ZM85 109V108H84ZM148 109V108H147ZM168 109V108H167ZM189 109V108H188ZM191 109V108H190ZM207 109H209L208 108V106H207ZM233 109V108H232ZM263 109H264V107H263ZM16 110V111H17ZM68 110V109H67ZM83 110V109H82ZM81 110V111H82ZM89 110H91V109H89ZM111 110V109H110ZM144 110V109H143ZM146 110V109H145ZM170 110V109H169ZM193 110V113L194 112H196L195 111V109L193 108L192 109ZM198 110L200 111V108H198ZM234 110V109H233ZM249 110V111H248ZM250 110H251V113H249L250 112ZM252 110H254V112L252 111ZM15 111V112H16ZM161 111V110H160ZM183 111V110H182ZM189 111V110H188ZM223 111H225L224 109H223ZM237 111H241L240 109L239 110H237ZM237 111L235 112V114H236V116L237 115H239L238 113H240V112H238L237 113ZM258 111V112H259ZM54 112V111H53ZM87 112V111H86ZM127 112V111H126ZM159 112V111H158ZM167 112V111H166ZM176 112V111H175ZM181 112V111H180ZM192 112V111H191ZM206 112V111H205ZM219 112V111H218ZM14 113V112H13ZM90 113V112H89ZM98 113V112H97ZM151 113V112H150ZM161 113V112H160ZM168 113V112H167ZM174 113V112H173ZM172 113V114H173ZM197 113V112H196ZM220 113V112H219ZM249 113V114H248ZM86 114V113H85ZM91 114V113H90ZM179 114V113H178ZM17 115V114H16ZM148 115V114H147ZM153 115V114H152ZM163 115V114H162ZM188 115V114H187ZM198 115V114H197ZM231 115V114H230ZM233 115V116H232ZM231 116L232 117H234L235 115H234V113L232 114ZM254 115H256V116H254ZM83 116H84V114H83ZM125 116V115H124ZM137 116V115H136ZM139 116V115H138ZM146 116V115H145ZM172 117H174V115H171ZM195 116V115H194ZM202 116H203V114H202ZM229 116V115H228ZM231 116H230V118H231ZM69 117V116H68ZM99 116H97V118H98ZM142 117V116H141ZM187 117V116H186ZM204 117V116H203ZM203 117H201V118H203ZM219 117V116H218ZM237 117H239V116H237ZM243 117V116H242ZM254 117H257L256 119L254 118ZM48 118V117H47ZM77 118H79V117H77ZM91 118V117H90ZM93 118V117H92ZM126 118V117H125ZM137 118V117H136ZM161 118V117H160ZM199 118V117H198ZM200 118V119H201ZM88 119V118H87ZM98 119H103V118H98ZM127 119V118H126ZM142 119H143V117H142ZM141 119V120H142ZM159 119V118H158ZM232 119V118H231ZM235 119H236V117H235ZM248 119V118H247ZM263 121H262V120ZM65 120H67V119H65ZM64 120V121H65ZM85 120V119H84ZM110 120V119H109ZM146 120V119H145ZM203 120V119H202ZM204 120H206V119H204ZM238 120H239V118H238ZM238 120L236 119V121L237 122H235L233 119L231 120L232 122H234L232 125H233V127L235 126V125H238L239 123H238ZM259 122H258V121ZM261 120V121H260ZM58 121V120H57ZM81 121H82V117H81ZM91 121V120H90ZM128 121V120H127ZM159 121V120H158ZM157 121V122H158ZM164 121V120H163ZM180 121V120H179ZM178 121V122H179ZM201 121V120H200ZM199 121V124L201 123ZM218 121V120H217ZM222 121H223V119H222ZM228 121V124H229V121L230 120H227ZM253 121V122H252ZM74 122H76V121H73V123ZM100 122V124H102L101 123V120L99 121ZM107 122H108V120H107ZM145 122V121H144ZM194 122V121H193ZM221 122V121H220ZM220 122L218 123V124H220ZM252 122V123H251ZM50 123V122H49ZM57 123V125L59 124L58 122H56ZM55 123V124H56ZM61 123V122H60ZM65 123V122H64ZM69 123V122H68ZM77 124H76V126H78V123H79V121H77L76 122ZM92 123H94V122H92ZM92 123H90V124H92ZM103 123H104V121H103ZM136 123H138V121L137 122H135V124ZM146 123V122H145ZM151 123V122H150ZM249 123H251V124H249ZM261 123V124H260ZM263 123V124H262ZM62 124H63V122H62ZM155 124V123H154ZM196 124V123H195ZM195 124L193 125V127L195 126ZM254 124L256 125V127L254 126ZM64 125V124H63ZM63 125H61V126H63ZM89 125V124H88ZM87 125V126H88ZM132 125V124H131ZM145 125V124H144ZM147 125V124H146ZM151 125H153L152 123H151ZM162 125V124H161ZM221 125V124H220ZM251 125V126H250ZM51 126V125H50ZM70 126V125H69ZM80 126V125H79ZM99 126V125H98ZM98 126H96V127H98ZM107 126V125H106ZM124 126V125H123ZM143 126V125H142ZM148 126H149V123H148ZM157 126V125H156ZM224 126V125H223ZM222 126V127H223ZM226 126V125H225ZM228 126V125H227ZM248 126V127H247ZM53 128H54V126H52ZM73 127V126H72ZM75 127V126H74ZM83 127V126H82ZM89 127V126H88ZM95 127V126H94ZM135 127V126H134ZM147 127V126H146ZM145 127V130H144V128L142 129V131H141V133H138L137 134V129H136V127L134 128V129H132L131 131H134L135 129L137 130H135L134 132H133V135L135 134L136 136H137V138L135 139V135L133 136L132 134L130 135V136H128V138L130 137L131 139H130V142L131 141H133V139H135L133 142H131V145H132V148H134V146L136 145V143H134V142H137V139L139 138V139H141L142 138V136L144 135V133H143V131H146L148 128H146ZM203 127V126H202ZM201 126H200V128H202ZM68 128V127H67ZM75 128H77V127H75ZM179 128V127H178ZM255 129V131H253L252 132V129ZM57 129V128H56ZM64 129H65V127H64ZM86 129V128H85ZM91 129V128H90ZM100 129V128H99ZM104 129H105V126H104ZM104 129L102 130V132L104 131ZM194 129V128H193ZM193 129L191 130V131H193ZM197 129V128H196ZM195 129V130H196ZM214 129V128H213ZM212 129V130H213ZM238 129H239V127H238ZM253 129V130H254ZM260 129H262V130H260ZM3 130V129H2ZM1 130V131H2ZM5 130V129H4ZM54 130V129H53ZM60 130H61V128H60ZM75 130H78V129H75ZM80 130V129H79ZM108 130V129H107ZM205 130V129H204ZM219 130V129H218ZM233 130V129H232ZM234 130H236V129H234ZM51 131V130H50ZM86 132H84L83 131V134L84 133H87V130H85ZM94 131V130H93ZM92 131V133L90 134V135H94V132H95V134H96V131H98V130H96V131H94L93 132ZM140 131H138V132H140ZM242 131H244V129L242 130ZM261 131H263V133H261ZM74 130H72L71 131V134L73 133V135H74ZM90 132V131H89ZM123 132V131H122ZM232 132V131H231ZM240 132H241V130H240ZM1 133V132H0ZM51 133V132H50ZM60 133V132H59ZM101 133V132H100ZM99 133V134H100ZM105 133V132H104ZM132 133V132H131ZM194 133V132H193ZM193 133L191 134L192 136H194L193 135ZM197 133V132H196ZM219 133V132H218ZM249 132H247L246 134H248ZM69 134V133H68ZM106 134V133H105ZM110 134V133H109ZM108 134V135H109ZM114 134V133H113ZM129 134H130V132H129ZM222 134V133H221ZM226 134H227V131H226ZM3 135V134H2ZM75 135H79L80 136V134H78V133H75ZM82 135V134H81ZM87 135H88V133H87ZM98 135V134H97ZM101 135V134H100ZM198 135V134H197ZM217 135V134H216ZM220 135V134H219ZM223 135V134H222ZM249 135V134H248ZM257 135V136H256ZM42 136V135H41ZM79 136H78V139H79ZM83 136V135H82ZM81 136V137H82ZM85 136V135H84ZM103 136V135H102ZM104 136H106V135H104ZM186 136V135H185ZM184 136V137H185ZM215 136V135H214ZM235 136H236V134H235ZM256 136V137H255ZM1 137V136H0ZM4 137V136H3ZM40 137V136H39ZM51 137H52V135H51ZM54 137V136H53ZM56 137V136H55ZM58 137H59V135H58ZM88 137H90V136H87V139H88ZM97 137V136H96ZM107 137H109V136H107ZM113 137V136H112ZM207 137V136H206ZM218 137V135L216 136V138ZM220 137V136H219ZM7 138V137H6ZM41 138V137H40ZM76 138V137H75ZM99 138H102V137H99ZM111 138V137H110ZM126 138H127V136H126ZM198 138H199V136H198ZM201 138H203V137H200V139ZM232 138V137H231ZM10 139V138H9ZM37 139H38V137H37ZM37 139H35V140H37ZM73 139V138H72ZM77 138H76V140H78ZM86 139V138H85ZM84 139V140H85ZM217 139H219V138H217ZM221 139H223V138H221ZM236 139V138H235ZM262 139H260L259 141H260V143H261V140ZM0 140H3V139H1L0 138ZM42 140V139H41ZM63 140V139H62ZM76 140H74L73 141V143L74 142H76ZM80 140V139H79ZM82 140V139H81ZM91 140V139H90ZM205 139H203V141H204ZM216 140V139H215ZM68 141L69 140H66V141H64V142H67L68 143ZM87 141V140H86ZM86 141H84V143L86 142ZM175 141H176V137H175V133H154V135H153V137H152V145H151V147H150V149H149V151H148V153L147 154H149V157H150V160H151V162H152V164L154 165V167L156 168V170H157V180H159L160 181V183L162 184V187L165 189V190H168V191H170L171 193H172V195H173V197L175 198V200L178 202V203H180V204H186V205H189V204H192L194 201L192 200V197H195L194 195H193V193H194V190L195 189H197V188H195V184L196 183H198V177L197 178H195L194 177V175L192 174V173H190L191 171V167H189V165L188 164H186V166L183 168V167H179L178 165H177V163H176V159L178 158V155H179V152H176V150H175V147H174V144H175ZM194 141V140H193ZM225 141H227L226 139H225ZM224 141V142H225ZM247 141L249 142V140H248V137H247V139H246V141H244L245 143H247ZM259 141H255V142H252L251 141V143H255L256 145H257V143L256 142H258L259 143ZM26 142V141H25ZM40 142V141H39ZM39 142H37V144H39ZM43 142V141H42ZM53 142H55V141H53ZM52 142V143H53ZM63 142V143H64ZM78 142V141H77ZM87 142H90V141H87ZM138 142H140L139 140H138ZM137 142V143H138ZM197 142V141H196ZM217 142H219V141H217ZM223 142V141H222ZM223 142V143H224ZM0 143H2L1 141H0ZM4 144H5V142H3ZM72 143V144H73ZM84 143H82V144H84ZM95 143H96V141H95ZM176 143H178V142H176ZM245 143H244V146H245ZM48 144V143H47ZM50 145H51V143H49ZM55 144H56V142H55ZM58 144V143H57ZM57 144H56V146H57ZM61 144V143H60ZM65 144V143H64ZM69 144V143H68ZM77 144H79V143H77ZM77 144L75 143V144H73V146H74V148H75V145H76V147L79 149V147L78 146H81L80 144L77 146ZM113 144H114V142H113ZM225 144H226V142H225ZM224 144V145H225ZM264 144V143H263ZM6 146L8 145V144H5ZM4 145V146H5ZM22 145V144H21ZM23 145H26V143L25 144H23ZM54 145V144H53ZM59 145V144H58ZM85 145H87L88 146V144H84L83 146H85ZM107 145H111V144H108L107 143ZM107 145H105V146H107ZM134 145V146H133ZM198 145V144H197ZM237 145V144H236ZM241 145V144H240ZM259 145V144H258ZM1 146V145H0ZM3 146V145H2ZM9 146H11L10 144H9ZM42 146V145H41ZM52 146V145H51ZM103 146V145H102ZM126 146V145H125ZM176 146H177V144H176ZM221 146V145H220ZM231 146H232V144H231ZM255 146V145H254ZM25 147V146H24ZM46 147V146H45ZM59 147V146H58ZM61 147V146H60ZM65 147H66V145H65ZM65 147H63V148H65ZM104 147V146H103ZM108 147V146H107ZM112 147V146H111ZM178 147V146H177ZM224 147V146H223ZM234 147H236L237 148V146H235L234 145ZM263 147V146H262ZM8 148H10V147H8ZM44 148V147H43ZM50 149H51V147H49ZM48 148V149H49ZM53 148V147H52ZM71 148V147H70ZM76 148V149H77ZM91 148V147H90ZM94 148V147H93ZM99 148V147H98ZM131 148V149H132ZM135 148H136V146H135ZM134 148V149H135ZM228 148L229 147H227V148H225L228 152H230V150H231V152L233 151L231 148L232 147H230V149L228 150ZM235 148V149H236ZM260 148V147H259ZM34 149V148H33ZM73 149V148H72ZM76 149H73L74 151L73 152H75L76 151ZM84 149V148H83ZM88 149H89V147H88ZM130 149V150H131ZM134 149H132V151H134ZM177 149V148H176ZM218 149V148H217ZM220 149V151H221V149L222 148H219ZM225 149H223V150H225ZM262 149H264V148H260V150L262 151ZM6 150V149H5ZM4 150V151H5ZM11 150V149H10ZM47 150V149H46ZM58 150V149H57ZM96 150H97V148H96ZM95 150V148H94V150L93 151H96ZM120 150V149H119ZM216 150V149H215ZM214 150V151H215ZM254 150V149H253ZM1 151V153H4V155H5V153L6 152H2L3 150H0ZM55 150H53V152H54ZM78 151V150H77ZM82 152L83 151H85V154L88 152L87 151V148L86 149H84V150H81ZM87 151V152H86ZM90 151V150H89ZM93 151L91 150L90 152H92L93 153ZM99 151V150H98ZM248 151V150H247ZM251 151V150H250ZM18 152V151H17ZM26 152V151H25ZM48 152H50V151H48ZM227 152V153H228ZM234 153H235V151H233ZM232 152V153H233ZM243 152H245V151H243ZM79 153V152H78ZM81 153V152H80ZM84 153V152H83ZM82 153V154H83ZM94 153H96V152H94ZM93 153V154H94ZM134 153H135V151H134ZM212 153H214V152H212ZM216 153V152H215ZM222 153V152H221ZM226 153V154H227ZM231 153V154H232ZM249 153H251V152H249ZM254 154L252 155V156H255V154H256V150H254V152H253ZM44 154V153H43ZM75 154V153H74ZM81 154V155H82ZM89 154V153H88ZM91 154V153H90ZM99 154V153H98ZM117 154V153H116ZM199 154V153H198ZM230 154V155H231ZM264 154V153H263ZM1 155V154H0ZM4 155H2V158H4L3 156ZM9 155V154H8ZM41 155V154H40ZM70 155H71V153H70ZM70 155H69V157H70ZM76 155H78V154H76ZM80 155V154H79ZM84 155V154H83ZM101 155V154H100ZM111 155H112V153H111ZM134 155V154H133ZM200 155V154H199ZM220 155V154H219ZM223 155V154H222ZM222 155H220L221 157H222ZM239 155V154H238ZM250 155V154H249ZM248 155V156H249ZM257 155V154H256ZM5 156H7V155H5ZM10 156V155H9ZM55 156V155H54ZM51 157V159H56L55 157ZM58 157H60L59 155H57ZM61 156H62V154H61ZM86 156V155H85ZM98 156V155H97ZM97 156H94V157H97ZM105 156V155H104ZM205 156V155H204ZM212 156V155H211ZM245 156V155H244ZM260 156V155H259ZM12 158H13V156H11ZM50 157H49V160H48V158H47V155H46V157L45 158H47V160L48 161H46V159H44L43 160V163H44V161H45V163L47 164V165H49L48 163H50ZM57 157V158H58ZM71 159H73V154L71 155ZM79 157V156H78ZM87 157V156H86ZM89 157V156H88ZM87 157V158H88ZM238 157H240V156H238ZM241 157H242V155H241ZM240 157V158H241ZM251 156H249V158H250ZM2 158H1V161H2ZM10 158V157H9ZM9 158H7V159H9ZM12 158H11V160H12ZM14 158H15V156H14ZM13 158V159H14ZM28 158V157H27ZM93 158V157H92ZM134 158V157H133ZM132 158V159H133ZM230 158H231V156H230ZM237 158V157H236ZM245 158V157H244ZM255 158H259V157H252V159L251 160H254ZM5 159H6V157H5ZM6 159V160H7ZM70 159V158H69ZM68 159V160H69ZM71 159H70V161H71ZM91 159V158H90ZM95 159V158H94ZM102 159H103V157H102ZM213 159H216V158H213ZM232 159V158H231ZM242 159H243V157H242ZM4 160V159H3ZM38 160H40L39 158H38ZM64 160V159H63ZM62 159H61V163H66L65 161H63ZM65 160H67V159H65ZM108 160V159H107ZM134 160V159H133ZM226 160V159H225ZM229 160V159H228ZM245 160H248V157L245 159ZM0 161V164L3 162H1ZM13 161V160H12ZM20 163L19 164H21L22 162L20 161V160H18ZM18 161H17V164H18ZM37 161V160H36ZM36 161H35V163H36ZM63 161V162H62ZM105 161V160H104ZM230 161V160H229ZM9 162H10V160H9ZM14 162V161H13ZM13 162H11V164H9V165H13L12 163ZM41 163H42V161H40ZM48 162V163H47ZM56 162H58V161H55V162H53V163H56ZM67 162H69V161H67ZM75 162V161H74ZM73 162V163H74ZM80 162V161H79ZM99 162H101V161H99ZM218 162V161H217ZM236 162V161H235ZM240 162H242V161H240ZM253 162V161H252ZM5 163V162H4ZM7 163L8 162H6V164H1L0 165V167H2V170H4L7 166ZM16 163V159H15V162H14V164ZM39 163V162H38ZM43 163H42V167H44V165H43ZM61 163H59V164H61ZM63 163V164H64ZM76 163V162H75ZM118 163H119V161H118ZM45 164V165H46ZM58 164V165H59ZM68 164V163H67ZM99 164V163H98ZM102 164V163H101ZM120 165L122 164V163H119ZM119 164H116V165H119ZM124 164H126V163H123V165ZM134 164V163H133ZM213 164H215V163H213ZM222 164V163H221ZM2 165H4V166H2ZM26 165V164H25ZM39 165V164H38ZM47 165H46V167H45V169L47 168ZM51 165V164H50ZM55 165V164H54ZM62 165V164H61ZM66 164H64V166H65ZM70 165V164H69ZM77 165H78V163H77ZM95 165V164H94ZM100 165V164H99ZM230 165H232V164H230ZM251 165L253 166V163H251ZM260 165V164H259ZM14 167H15V169H16V166L15 165H13ZM12 166V167H13ZM28 165H26V167H27ZM37 166V165H36ZM35 166V167H36ZM53 166V165H52ZM71 166V165H70ZM73 166V165H72ZM83 166H85V164L83 165ZM113 166H115V165H112V167ZM215 166V165H214ZM217 166V165H216ZM222 166V165H221ZM242 166V164H240V167ZM249 166V165H248ZM252 166L250 167V168H247V170H248V172H250V173H252V179L253 178H255L254 180H255V182H257V183H251V184H253V185H255L256 184V186H255V191L257 192H261L262 191V188H263V186H262V184H261V182H262V180H263V178H261V177H259V175L258 174H260V172H258V171H256V170H260V168L258 169V168H256L255 169V167L254 168H252ZM40 167V166H39ZM41 167V169L39 168V170L41 171L43 168ZM61 167V166H60ZM66 167H68V166H66ZM76 167V166H75ZM97 167V166H96ZM95 167V168H96ZM111 167V166H110ZM234 167V166H233ZM232 167V168H233ZM240 167L238 168V169H240ZM243 167V166H242ZM242 167H241V169H242ZM263 167V166H262ZM261 167V168H262ZM28 168V167H27ZM37 168V167H36ZM55 168V167H54ZM74 168V167H73ZM98 168V167H97ZM96 168V169H97ZM108 168V167H107ZM117 167L115 166V170H116V172H117V170L118 169H116ZM125 168V167H124ZM214 168V167H213ZM216 168V167H215ZM220 168V167H219ZM236 168V167H235ZM244 168V167H243ZM264 168V167H263ZM7 169H8V172L10 173V171H11V169H9V167H7ZM7 169L5 170V171H7ZM44 169V170H45ZM55 169H57V168H55ZM61 169H63V168H61ZM75 169V168H74ZM95 169V170H96ZM114 169V168H113ZM131 169V168H130ZM218 169V168H217ZM234 169V168H233ZM240 169V170H241ZM1 170V169H0ZM10 170V171H9ZM28 170V169H27ZM34 170H35V168H34ZM37 170V169H36ZM38 170V174L39 173H41L40 171ZM66 170V169H65ZM81 170V169H80ZM94 170V171H95ZM110 170H112L111 168H109V171ZM220 170V169H219ZM235 170V169H234ZM234 170H233V172H234ZM61 171H64V169L63 170H61ZM87 171V170H86ZM89 171V170H88ZM94 171H92L93 173H91V174H93L94 175V178H97V176H96V172H94ZM215 171H216V169H215ZM243 171H245V173H247L246 172V170H243ZM2 172V171H1ZM57 172H60V171H58L57 170ZM56 172V173H57ZM83 172V171H82ZM82 172H81V174H82ZM106 172H108L107 170H106ZM120 172V171H119ZM118 172V173H119ZM136 172V171H135ZM156 172V171H155ZM233 172L231 171V173L233 174ZM240 172V171H239ZM3 173V172H2ZM17 173V172H16ZM32 173H34V172H32ZM42 173H43V171H42ZM41 173V174H42ZM52 173H54V175H55V170H53V172ZM84 173H85V171H84ZM88 172H86V174H87ZM99 173H100V170H99ZM102 173V172H101ZM109 173V172H108ZM218 173V172H217ZM228 173V172H227ZM231 173H229V174H231ZM238 173V172H237ZM5 175L7 174V173H4ZM26 174V173H25ZM49 174V173H48ZM60 174V173H59ZM80 174V173H79ZM86 174H85V177H86ZM103 174H106V173H103ZM102 174V175H103ZM130 174V173H129ZM129 174H126L127 176H129ZM221 174V173H220ZM223 174V173H222ZM221 174V175H222ZM228 174V175H229ZM248 174V173H247ZM1 175V174H0ZM3 175V174H2ZM1 175V176H2ZM33 176H34V174H32ZM37 175V174H36ZM40 175V174H39ZM45 175V174H44ZM50 175H52V177H53V174H50ZM57 175V174H56ZM55 175V176H56ZM61 175V177L63 176L62 174H60ZM59 175V176H60ZM84 174H82L81 176H83ZM101 175V178H102V180L101 181H103V182H105L106 180L104 179V177ZM249 175V174H248ZM248 175H245V176H248ZM13 176V175H12ZM46 176V175H45ZM45 176H43V177H45ZM58 176V175H57ZM58 176V177H59ZM77 176V175H76ZM87 176H89V177H91L90 176V172H89V175L87 174ZM99 176V175H98ZM115 176H118V175H115ZM202 176V175H201ZM213 176V175H212ZM218 176H219V174H218ZM223 176V175H222ZM232 175H230L229 177H231ZM244 176V177H245ZM37 177V176H36ZM51 177V178H52ZM57 177V178H58ZM89 177H88V180H89ZM108 177L109 176H107V181H106V184H107V186L109 185L107 182L108 181H110L111 179H109L108 180ZM122 177V176H121ZM121 177H119L118 176V178L117 179H119L120 180V178ZM136 177V176H135ZM221 177V176H220ZM250 177H251V175H250ZM262 177H264V175L262 176ZM3 177H1V179H2ZM4 178H5V176H4ZM6 178H7V176H6ZM14 178V177H13ZM24 178V177H23ZM33 178V177H32ZM46 178V177H45ZM91 178H93V176L91 177ZM90 178V179H91ZM100 178V177H99ZM112 178V177H111ZM218 178V177H217ZM228 178V177H227ZM243 178V177H242ZM15 179V178H14ZM55 179V178H54ZM68 179H70V177L68 178ZM72 179H74L73 178V176L71 177V180ZM123 179V178H122ZM122 179H121V181H122ZM194 179V182L193 183H191V180H193ZM231 179V178H230ZM246 179V178H245ZM247 179H248V177H247ZM262 179V180H261ZM31 179H29V181H30ZM49 180V179H48ZM71 180L70 181H68V182H71ZM94 180V179H93ZM220 180V179H219ZM232 180V179H231ZM254 180H252V181H254ZM12 181V180H11ZM45 181V180H44ZM43 181V182H44ZM62 181V180H61ZM61 181H59L60 183H61ZM90 181V180H89ZM95 181V180H94ZM93 181V182H94ZM113 181V180H112ZM115 182V186H113V187H117L118 188V186H116V179L114 180ZM125 181V180H124ZM138 181V180H137ZM136 180L134 181H131L130 183H131V185L134 187V188H136L137 189V191H134V195H139V196H142V197H144V196H149L146 192H145V186L141 183V182H137ZM244 181V180H243ZM5 182V181H4ZM9 182H10V180H9ZM16 182V181H15ZM23 182V181H22ZM22 182H20V183H22ZM26 182H28V181H26ZM31 182H33V181H31ZM30 182V183H31ZM34 182H35V180H34ZM46 182H48L47 180H46ZM63 182V181H62ZM67 181H65V182H63V183H66ZM67 182V183H68ZM90 182H92V180L90 181ZM99 182V181H98ZM103 182H100V183H102L103 184ZM118 182V181H117ZM182 182H184V183H182ZM232 182V181H231ZM245 182V181H244ZM42 183V182H41ZM54 183V182H53ZM62 183V184H63ZM110 183H111V181H110ZM129 182H127L126 184H128ZM129 183V184H130ZM250 183V182H249ZM28 184V183H27ZM44 184V183H43ZM105 184V183H104ZM123 184H124V182H123ZM226 184V183H225ZM239 184V183H238ZM244 184H246L247 185V183H244ZM14 185V184H13ZM56 185H58V183H56ZM70 185V184H69ZM114 185V184H113ZM120 185L121 186H123L121 183H120ZM237 185V184H236ZM31 186V185H30ZM47 186V184L45 185V187ZM59 186H60V184H59ZM67 186V185H66ZM73 186H76V184L75 185H73ZM103 186H105V185H103ZM106 186V187H107ZM124 186H125V184H124ZM235 185H232L231 187H234ZM241 186H243V185H241ZM240 186V187H241ZM247 186H249V188L250 189H253L254 188V186H252V185H247ZM15 187V186H14ZM25 187V186H24ZM78 187V186H77ZM106 187H105V189H106ZM231 187H229V188H231ZM237 187V186H236ZM252 187V188H251ZM1 188V187H0ZM12 188V187H11ZM21 187H19V189H20ZM23 188V187H22ZM21 188V189H22ZM28 188V187H27ZM50 188V187H49ZM52 188V187H51ZM61 188H62V185H61ZM101 188V187H100ZM111 188V187H110ZM119 188H121V187H119ZM118 188V189H119ZM209 188V187H208ZM228 188V189H229ZM24 189V188H23ZM64 189V188H63ZM66 189V188H65ZM68 189V188H67ZM123 189V187L121 188V190ZM200 189V188H199ZM202 189V188H201ZM240 189H242V188H240ZM35 190V189H34ZM33 190V191H34ZM47 190H49V189H47ZM52 190V189H51ZM51 190H50V192H51ZM55 190V189H54ZM57 190H59V189H57ZM56 190V191H57ZM70 190V189H69ZM80 190H81V188H80ZM120 190V189H119ZM132 190V189H131ZM143 190H144V193H143ZM238 190V189H237ZM242 190H244V189H242ZM241 190V191H242ZM20 191V190H19ZM24 191V190H23ZM25 191H26V189H25ZM30 191V190H29ZM61 191H62V189H61ZM64 191V190H63ZM99 191V190H98ZM106 191V190H105ZM142 191V192H141ZM234 191V190H233ZM251 192H252V190H250ZM55 192V191H54ZM54 192H53V194H54ZM58 192V191H57ZM67 192V191H66ZM71 192V191H70ZM103 192V191H102ZM113 192V191H112ZM126 192V191H125ZM125 192H123V193H125ZM19 193V192H18ZM59 193V192H58ZM57 193V194H58ZM65 193V192H64ZM61 194L62 196L63 195H65V194ZM68 193H69V191H68ZM88 193V192H87ZM86 193V194H87ZM95 193V192H94ZM111 193V192H110ZM109 193V194H110ZM114 193H115V189H114ZM157 193V192H156ZM242 193H244V191H242ZM241 193V194H242ZM27 194V193H26ZM50 194V193H49ZM48 194V195H49ZM55 194H56V192H55ZM81 194V193H80ZM84 194V193H83ZM93 194V193H92ZM113 194V193H112ZM117 194V196L116 197H118V193H116ZM115 194V195H116ZM257 194V193H256ZM28 195V194H27ZM144 195V196H143ZM202 195V194H201ZM200 195V196H201ZM224 195V194H223ZM236 195V194H235ZM251 195V194H250ZM254 193H253V195H252V198L254 197ZM259 195V194H258ZM18 196V195H17ZM29 196V195H28ZM50 196V195H49ZM48 196V197H49ZM51 196H54V195H51ZM58 196H60V194L58 195ZM68 196H70L71 197V195H67V197ZM78 196H80V195H78L77 194V196H75V197H78ZM87 196V195H86ZM100 196V195H99ZM114 196V195H113ZM165 196H168V194L167 195H165ZM243 196H245V193H244V195L242 194V197ZM24 197H26V196H24ZM65 197V196H64ZM62 198V197H59V198H61V199H66V198ZM70 197L68 198V199H70ZM83 197H85V196H83ZM98 197V196H97ZM111 197V196H110ZM124 197V196H123ZM138 197V196H137ZM205 197H206V195H205ZM218 197H219V195H218ZM240 197V196H239ZM51 198V197H50ZM58 198V199H59ZM112 198V197H111ZM221 198V197H220ZM250 198H251V196H250ZM256 198V197H255ZM262 198V197H261ZM46 199V198H45ZM44 199V200H45ZM49 199V198H48ZM48 199H47V201H48ZM79 199V198H78ZM84 199V198H83ZM87 199V198H86ZM103 199V198H102ZM122 199V198H121ZM195 199V198H194ZM204 199V198H203ZM213 199V198H212ZM243 199H245V198H243ZM3 200V199H2ZM18 200V199H17ZM24 200V199H23ZM23 200H21V201H23ZM57 200V199H56ZM71 200V199H70ZM79 200H82L81 198L79 199ZM95 200V199H94ZM108 200V199H107ZM246 200V199H245ZM254 200V199H253ZM260 200V199H259ZM1 201V200H0ZM21 201H19V202H21ZM63 201V200H62ZM62 201H60V202H62ZM66 201V200H65ZM64 201V202H65ZM69 201V200H68ZM68 201L65 203V206L67 205V203H68ZM91 201H93V200H91ZM104 201H106L105 200V198H104ZM111 201V200H110ZM11 202V201H10ZM45 202V201H44ZM54 202V201H53ZM58 202H59V200H58ZM72 202H73V200H72ZM90 202V201H89ZM88 202V203H89ZM113 201H111V203H112ZM118 202H119V199H118ZM196 202V201H195ZM202 202V201H201ZM250 202H251V200H250ZM250 202H244V203H242V205H241V207L240 208H242L244 205H245V203H247L246 204V206L249 204L250 205ZM0 203H2V202H0ZM28 203V202H27ZM48 203V202H47ZM69 203H70V201H69ZM68 203V204H69ZM76 203H78V200L76 201ZM82 203H84V202H82ZM86 203V202H85ZM98 203V202H97ZM110 203V204H111ZM151 203V202H150ZM253 203V202H252ZM251 203V204H252ZM5 204V203H4ZM9 204H11L12 206H13V204L12 203H9L8 202V205ZM52 204V203H51ZM55 204H57L56 202H55ZM59 204H61V203H59ZM62 204H64V203H62ZM74 204V203H73ZM81 204V203H80ZM99 204V203H98ZM120 204V203H119ZM199 204V203H198ZM214 204V203H213ZM244 204V205H243ZM258 204V203H257ZM263 204V203H262ZM10 205V206H11ZM71 205V204H70ZM75 205V204H74ZM73 205V206H74ZM127 205V204H126ZM253 205H254V203H253ZM261 205V204H260ZM6 207H8L7 205H5ZM4 206V207H5ZM43 206V205H42ZM45 206H47V205H45ZM44 206V207H45ZM50 205H48V207H49ZM59 206V205H58ZM61 206V205H60ZM72 206V207H73ZM92 206H93V204H92ZM109 206V205H108ZM139 206V205H138ZM163 206V210H156V209H154L153 208V206H152V208L154 209V210H152L151 211V207H149V209H150V211L146 208V210H148L149 212H145V219H147L149 222H151V226L152 227H156V226H160V225H162V226H171V225H176L175 224V222H173L174 220L172 219V217L173 216H171V214H169V212L166 210L167 208L164 206V205H162L161 204V207ZM217 206V205H216ZM47 207V208H48ZM63 207V206H62ZM61 207V208H62ZM67 207H68V205H67ZM70 207V206H69ZM71 207V208H72ZM75 207V206H74ZM210 207H212V206H209V208ZM259 207V204L257 205V208ZM263 207V206H262ZM66 208V207H65ZM80 208V207H79ZM84 208V207H83ZM88 208H90V206L88 207ZM94 208V207H93ZM156 208V207H155ZM51 209V208H50ZM91 209H92V207H91ZM244 209V208H243ZM243 209H242V211H241V213L242 212H244L243 211ZM245 209H246V207H245ZM244 209V210H245ZM247 209H248V207H247ZM250 209V208H249ZM248 209V210H249ZM23 210V209H22ZM61 210H64V208L63 209H58V212L60 211L61 212ZM84 210H86L85 208H84ZM178 210V209H177ZM47 211H49V210H47ZM51 211V210H50ZM57 211V210H56ZM55 211V212H56ZM81 211L83 212V210L81 209ZM88 211V209L85 211V212H87ZM53 212V211H52ZM68 214H67V213ZM70 212V211H69ZM68 211H65V213L67 214L66 216H69V213ZM84 212V213H85ZM89 212V211H88ZM91 212H92V210H91ZM97 212H99V211H97ZM97 212H95L96 214H98ZM102 212V211H101ZM250 212V211H249ZM25 213V212H24ZM30 213V212H29ZM48 213V212H47ZM57 213V212H56ZM81 213V212H80ZM105 213V212H104ZM53 214H55V213H53ZM58 214V216H57V218H56V220L58 219V217H59V213H57ZM82 214V213H81ZM100 214V213H99ZM245 214H246V212H245ZM72 216L74 215V214H71ZM93 215V214H92ZM101 215V214H100ZM139 215V214H138ZM242 215H244V213H242ZM9 216V215H8ZM41 216V215H40ZM51 217H52V213H51V215H50ZM56 216H54V217H56ZM76 216H77V213H76ZM214 216V215H213ZM10 217V216H9ZM15 217V216H14ZM21 217V216H20ZM46 217V216H45ZM54 217H52V218H54ZM61 217H63V216H61ZM61 217H60V220L59 221H61ZM73 217H75V216H73ZM81 217V216H80ZM130 217V216H129ZM29 218V217H28ZM48 218V217H47ZM46 218V219H47ZM64 218V217H63ZM69 218V217H68ZM71 218V217H70ZM207 218V217H206ZM67 219V217L64 219V220H66ZM75 219V218H74ZM81 219V218H80ZM83 219H85V218H83ZM87 219H91V217L89 216ZM115 219V218H114ZM70 220V219H69ZM71 220L72 221H74L72 218H71ZM77 220H79V219H77ZM113 220V219H112ZM118 220H120V218L118 219ZM6 221H7V219H6ZM5 221V222H6ZM9 221V220H8ZM15 221V220H14ZM29 221V220H28ZM52 221V223L51 224H53V219L51 220ZM106 221H107V219H106ZM123 221V220H122ZM126 221V220H125ZM238 221H240L239 219H238ZM56 222V221H55ZM58 222V221H57ZM56 222V223H57ZM68 223H70L69 221H67ZM80 223L82 222V221H79ZM87 222V221H86ZM86 222H85V224H86ZM95 222H96V220H95ZM111 222H115L114 220L113 221H111ZM121 222V221H120ZM124 222V221H123ZM232 222V221H231ZM234 222V221H233ZM55 223V224H56ZM68 223H67V225H68ZM76 223H77V221H76ZM79 223V224H80ZM91 223V222H90ZM102 223V222H101ZM100 223V224H101ZM5 224V223H4ZM42 224V223H41ZM50 224V223H49ZM54 224V225H55ZM62 224H63V222H62ZM70 224H73V223H70ZM82 224V223H81ZM92 224V223H91ZM193 224H196V223H193ZM200 224V223H199ZM5 225H9V224H5ZM11 225V224H10ZM32 225V224H31ZM54 225H52L53 227H54ZM59 225H61V224H59ZM66 225V226H67ZM83 225V224H82ZM82 225H80V226H82ZM236 225V224H235ZM244 225V224H243ZM242 224H241V226H243ZM56 227H57V224L55 225ZM70 226V225H69ZM78 226V225H77ZM79 226V227H80ZM85 226V225H84ZM144 226V225H143ZM143 226H142V228H143ZM177 226V225H176ZM176 226H174V227H176ZM195 226V225H194ZM241 226H239V227H241ZM4 227V226H3ZM16 227V226H15ZM48 227V226H47ZM51 227V226H50ZM56 227H54V228H56ZM61 227V226H60ZM72 227V226H71ZM140 227V226H139ZM204 227V226H203ZM220 227V226H219ZM218 227V228H219ZM0 228H1V224H0ZM44 228H45V226H44ZM62 228V227H61ZM68 228V227H67ZM74 228H76L75 227V224H74ZM93 228V227H92ZM95 228V227H94ZM141 228V229H142ZM145 228H146V226H145ZM176 228H178V226L176 227ZM224 228V227H223ZM264 228V227H263ZM8 229V228H7ZM59 229V228H58ZM57 229V230H58ZM71 229V228H70ZM141 229L139 228V230L141 231ZM148 230H149V227L147 228ZM146 229V230H147ZM156 229V228H155ZM172 229V228H171ZM196 229V228H195ZM222 229V228H221ZM247 229V228H246ZM245 229V230H246ZM2 230V229H1ZM5 230V229H4ZM9 230V229H8ZM46 230V229H45ZM64 230V229H63ZM63 230H61L60 232H62ZM71 230H73V229H71ZM84 230V229H83ZM145 230V229H144ZM147 230V231H148ZM177 230V229H176ZM175 230V231H176ZM213 230V229H212ZM227 230V229H226ZM74 231H76V229L74 230ZM85 231V230H84ZM138 231V230H137ZM178 231H181V230H178ZM210 231V230H209ZM221 231V230H220ZM2 232V231H1ZM6 232V231H5ZM13 232V231H12ZM15 232V231H14ZM93 232V231H92ZM98 232V231H97ZM121 232H122V235H123V237H122V240H121V256L119 257V260H118V262L117 263H115V264H152L150 261H146V260H144V259H135V258H133L132 257V255H131V247L129 246V244H128V241H127V239L125 238V234H124V229H122L121 230ZM212 232V231H211ZM214 232H216V229H215V231ZM218 232V231H217ZM250 232V231H249ZM249 232H247V233H249ZM264 232V231H263ZM55 233V232H54ZM63 233H64V231H63ZM74 233V232H73ZM77 233V232H76ZM99 233V232H98ZM220 233V232H219ZM223 233H225V232H223ZM223 233H221V234H223ZM229 233V232H228ZM231 233V232H230ZM15 234V233H14ZM20 234H22V233H20ZM28 234V233H27ZM56 234H58V233H56ZM70 233H68V235H69ZM78 234V233H77ZM84 234V233H83ZM88 234V233H87ZM97 234V233H96ZM173 234V233H172ZM199 234V233H198ZM233 234V233H232ZM246 234V233H245ZM2 235H4V234H2ZM52 235H53V233H52ZM85 235V234H84ZM89 235V234H88ZM177 235L179 236V239H180V241H181V245L179 246V248H180V250H187V251H194V252H198V253H200L198 256H201V258H202V261L201 262H204V263H202V264H215V262H214V258H215V256H216V252H221V251H223L224 249H223V247H221V246H211L210 245V243H209V241H207L206 239L205 240H195L194 241V239L192 240V241H189V240H187V238H186V234L184 233V232H182V233H180V232H177ZM194 235V234H193ZM224 235V234H223ZM256 235V234H255ZM0 236H1V234H0ZM8 236H10V235H8ZM14 236V235H13ZM43 236V235H42ZM56 236V235H55ZM75 236H77V235H75ZM80 235H78V237H79ZM189 235H187V237H188ZM195 236V235H194ZM220 237L222 236V235H219ZM219 236H218V238H219ZM228 236H229V234H228ZM235 236H236V234H235ZM234 236V237H235ZM251 236H252V234H251ZM53 237V236H52ZM64 237H66V236H64ZM189 237H192V236H189ZM198 237H199V235H198ZM203 237L205 238V236L203 235ZM237 237V236H236ZM4 238V237H3ZM86 238V237H85ZM94 238V237H93ZM139 238V237H138ZM200 238H202V236H200ZM247 238H248V236H247ZM246 238V239H247ZM6 239V238H5ZM57 239V238H56ZM98 239V238H97ZM188 239H190V238H188ZM213 239H215V240H217L215 237H213ZM223 239H226V238H223ZM230 239H231V237H230ZM1 240V239H0ZM10 240V239H9ZM30 240V239H29ZM52 240V242H54L53 241V238L51 239ZM60 240V239H59ZM75 240V239H74ZM212 240V239H211ZM219 240V239H218ZM220 240H222L221 238H220ZM242 240V239H241ZM248 240V239H247ZM64 241H65V239H64ZM96 241V240H95ZM246 241V240H245ZM3 241H1L0 242V244L2 243ZM8 242V241H7ZM51 242V241H50ZM51 242V243H52ZM62 242V241H61ZM98 242H99V240H98ZM248 242V241H247ZM18 243V242H17ZM16 243V244H17ZM30 243H32V242H30ZM63 243V242H62ZM67 243V242H66ZM96 243H97V241H96ZM112 243V242H111ZM119 243V242H118ZM251 243V242H250ZM5 244V243H4ZM110 244V243H109ZM252 244V243H251ZM33 245V244H32ZM98 245H99V243H98ZM98 245H96V247L98 246ZM101 245V244H100ZM107 245V244H106ZM3 246V245H2ZM1 246V247H2ZM60 246V245H59ZM73 246V245H72ZM84 246V245H83ZM89 246V245H88ZM109 246V245H108ZM114 246V245H113ZM116 246V245H115ZM4 247H6V245L4 246ZM69 247V246H68ZM74 247V246H73ZM262 247V246H261ZM70 248V247H69ZM176 248V247H175ZM174 248V249H175ZM1 249V248H0ZM13 249V248H12ZM11 249V250H12ZM56 249V248H55ZM120 249V248H119ZM250 249V248H249ZM0 251H3V250H0ZM165 251V250H164ZM93 252V251H92ZM149 252V251H148ZM169 252V251H168ZM185 252V251H184ZM1 253V252H0ZM69 253V252H68ZM240 253V252H239ZM3 254V253H2ZM79 254V253H78ZM17 255V254H16ZM81 255V254H80ZM182 255V254H181ZM1 256V255H0ZM19 256H20V261H19V263H15V264H38V263H36L31 257H29V255H28V253H27V251L26 250H22L20 253H19ZM63 256V255H62ZM65 256V255H64ZM175 256V255H174ZM189 256V255H188ZM191 256V255H190ZM69 257V256H68ZM81 257V256H80ZM177 257V256H176ZM169 258V257H168ZM185 258H187V257H185ZM184 258V259H185ZM254 258V257H253ZM5 259V258H4ZM72 259V258H71ZM70 259V260H71ZM78 259V258H77ZM66 260V259H65ZM167 260V259H166ZM238 260V259H237ZM15 261V260H14ZM76 261V260H75ZM75 261H74V263H75ZM65 262V261H64ZM100 262H102V261H100ZM164 262V261H163ZM189 262V261H188ZM228 262V261H227ZM6 263V262H5ZM5 263H1V264H5ZM10 263V262H9ZM79 263V262H78ZM184 263V262H183ZM80 264V263H79ZM89 264H109V263H107V262H104V263H89ZM188 264V263H187ZM226 264H228V263H226ZM256 264V263H255Z\"/></svg>",
    "mask_w": 264,
    "mask_h": 264
},
{
    "label": "snow or ice",
    "instance_id": "3",
    "mask_svg": "<svg viewBox=\"0 0 264 264\" xmlns=\"http://www.w3.org/2000/svg\"><path fill=\"white\" fill-rule=\"evenodd\" d=\"M97 8H103V5L98 4Z\"/></svg>",
    "mask_w": 264,
    "mask_h": 264
}]
</instances>
